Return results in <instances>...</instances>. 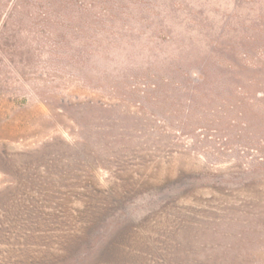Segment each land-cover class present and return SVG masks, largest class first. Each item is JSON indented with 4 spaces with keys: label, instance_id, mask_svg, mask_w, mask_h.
I'll return each mask as SVG.
<instances>
[{
    "label": "rangeland",
    "instance_id": "374dc122",
    "mask_svg": "<svg viewBox=\"0 0 264 264\" xmlns=\"http://www.w3.org/2000/svg\"><path fill=\"white\" fill-rule=\"evenodd\" d=\"M78 1V35L51 39L38 52L21 37L17 55L0 54V147L11 154L0 166V264H16L38 246L103 249L109 264H217L263 248L260 222L238 208L264 174L238 168L255 152L224 143L201 104L187 114L190 94L180 85H190L175 81L207 71L206 59L223 50L213 41L234 45L261 22L264 0ZM153 73L172 84L152 93L155 80L146 77ZM122 96L129 102L115 100ZM60 98L114 104L123 114L106 138L91 135L94 153L79 151L78 181L33 190L31 166L43 171L54 155L71 156L41 145L76 141L74 115L59 109ZM81 119L95 121L92 113ZM13 179L21 181L17 189Z\"/></svg>",
    "mask_w": 264,
    "mask_h": 264
},
{
    "label": "trees",
    "instance_id": "16d2710c",
    "mask_svg": "<svg viewBox=\"0 0 264 264\" xmlns=\"http://www.w3.org/2000/svg\"><path fill=\"white\" fill-rule=\"evenodd\" d=\"M78 2V0H0V14L3 9L9 8L4 13V21L0 24V54L17 55L19 52L16 40L19 41L21 37L36 43L39 47H34L33 50L38 52L43 48L42 45L51 39L73 38L78 35L82 22L74 15V9L80 6L77 5ZM258 19L261 22L252 23L250 31L239 33L236 39L238 41L234 43L236 47L227 37L224 41L218 39L213 41V46L223 50L221 55L206 59L207 71H198L193 79L191 73L186 72L175 81L179 85H184L185 82L190 85V87L180 85L187 94H190V97L184 100L187 103V114H195L197 105L201 104L203 116L208 119V123L216 126L217 132L223 134L224 143L237 147L240 153L255 152V158L251 157L238 167L255 171L264 170V11L258 15ZM53 51L54 49L49 53L52 54ZM162 77L154 73L147 75L146 78L155 80L149 86L152 93H157L154 90L160 84H172ZM187 78L190 83H187ZM2 96L3 93H0L1 98ZM129 99L130 97L126 96L115 98L122 102H129ZM170 100L176 105L183 102L182 99L174 97ZM58 103L61 111L74 115L70 121L77 131L76 141L69 144L61 138L53 137L41 145L63 146L71 156L68 158L54 155L46 161L43 171L38 169V165L31 166V177L28 180H31V183L28 187H33L31 188L33 190L36 187L42 189V186L46 185L59 189L64 188L69 182L78 181L81 170L74 162L79 156V151L88 149L91 151L88 154L94 153L91 148V135L95 134L99 139L106 138L116 129L119 115L123 114L120 107L114 104L107 107L100 101L70 102L60 98ZM140 104L143 103L140 101ZM142 107L146 108L145 105ZM84 113H92L95 121L90 124L82 120L81 116ZM26 152L16 154L30 155L29 150ZM10 161L11 154L3 146L0 147V166L6 168ZM12 183L13 189L21 186V181L16 179H13ZM91 190L100 191L95 188ZM232 207V204L226 206L224 212L230 211ZM238 208L243 214L257 219L260 222L258 228L261 232L264 231V174H258L253 178L250 198L240 203ZM81 248L63 245L61 249H48L45 246H38V249L30 248L20 253L16 264H90V259L91 264H109L101 258L103 249L89 252V248ZM234 256L239 259L225 260L217 264H263L264 247L250 249Z\"/></svg>",
    "mask_w": 264,
    "mask_h": 264
}]
</instances>
